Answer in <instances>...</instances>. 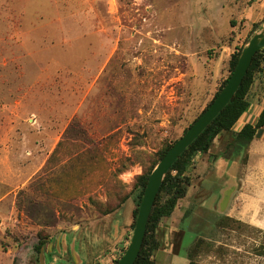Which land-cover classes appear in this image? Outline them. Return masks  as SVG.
<instances>
[{
  "label": "rangeland",
  "instance_id": "rangeland-1",
  "mask_svg": "<svg viewBox=\"0 0 264 264\" xmlns=\"http://www.w3.org/2000/svg\"><path fill=\"white\" fill-rule=\"evenodd\" d=\"M170 2L180 0H0V264H42L55 235L107 216L264 29L225 35L222 25L201 38L194 14ZM261 66L253 87L264 95V58ZM234 136L218 135L213 155ZM239 150L232 206H201L205 187L193 175L173 254L158 251V263L264 264V178L251 179Z\"/></svg>",
  "mask_w": 264,
  "mask_h": 264
},
{
  "label": "crops",
  "instance_id": "crops-1",
  "mask_svg": "<svg viewBox=\"0 0 264 264\" xmlns=\"http://www.w3.org/2000/svg\"><path fill=\"white\" fill-rule=\"evenodd\" d=\"M177 8L180 11L190 10L194 14L191 20L196 33L198 28L201 38L206 31H215L222 25L231 28L225 35L228 32H235L240 27L250 30L257 24L264 25V0H180L176 7L174 3H169V10ZM213 34L218 39L224 37V35L218 36L217 32ZM214 36L212 35L211 39ZM259 88L256 83L249 97L250 108L236 124L234 133L240 131L245 124H255L258 120L264 108V95L260 93ZM218 148L219 146L215 149ZM224 148L227 152L216 157L210 149L207 153H198L193 159L191 166L194 169L189 173L199 178L205 187L202 192L204 196L201 206H207L210 198L219 191L217 198L212 203L210 202L211 206L207 207L214 208L216 203L220 205L219 208L225 207L224 196L227 195L230 197V208L238 193L241 155H236L232 144L228 142L220 151ZM243 153L248 156L246 164L248 163L251 179L253 177V179L264 178V128L258 132L249 149ZM194 182L191 189H195ZM190 195L189 191L188 196L179 202L172 216L162 220L158 229L161 242V248L158 251L166 254L172 253L173 247L169 238L173 232L178 231V227L175 226L178 216L175 213L179 211V208H184L185 201ZM127 205L129 209L124 210L123 207ZM134 209L135 203L131 198L120 209L105 216L102 220L90 222L84 229L79 227L75 230L77 228L75 227L72 233L55 235L47 246L46 264H115L131 241L134 231L132 227ZM183 215L185 217V214ZM158 251L154 255L157 263ZM164 262V264L170 262L168 256ZM188 263L190 264L189 260Z\"/></svg>",
  "mask_w": 264,
  "mask_h": 264
},
{
  "label": "trees",
  "instance_id": "trees-1",
  "mask_svg": "<svg viewBox=\"0 0 264 264\" xmlns=\"http://www.w3.org/2000/svg\"><path fill=\"white\" fill-rule=\"evenodd\" d=\"M242 49L243 48H239L233 53L229 61V75L220 83L211 101L194 119V121L189 125V127L195 123V121L205 112V110L211 105L214 99L219 95L220 91L223 89L235 69ZM263 58L264 49H262L256 54L233 100L208 126V128L193 142V144L179 157V159L175 162V164L172 166V168L166 175L161 185L157 199L155 201V205L148 222L147 233L143 242V246L135 264H158L154 258V255L156 251L161 248V242L158 237L159 226L163 219L172 216L179 202L188 196L189 191L193 186L194 182L193 176L189 173V168L193 163L194 157L198 153H207L211 149L212 144L214 140L218 137V135L224 132H233L240 118L249 110L251 105L249 100L250 93L253 88L256 75L262 69L261 65ZM189 127L185 128L184 133ZM263 128L264 108L261 111L259 118L255 124L247 123L242 127L240 131L234 133V143H236L232 145L234 148V153L240 155L241 151L239 150V148H243L245 150L248 149L249 145L256 138L258 132ZM176 141L177 140L170 142L164 148L154 153L151 160L149 161V166L141 175H138L136 177V181L134 182L131 190H129L122 197L118 194L117 206H106V209L103 210V213L109 215L115 212L116 210L120 209L124 203H126L129 199L132 198L135 203L132 225L134 229L139 206L142 201V197L147 186L149 177L154 167L166 155L168 150ZM54 155L55 154L52 155V158ZM247 160L248 156L245 155L244 163H246ZM39 237L40 242L35 247V249L36 252L40 254L43 247H45L47 236L40 234ZM118 261L119 259L115 262V264H117ZM13 264H16V259L14 260ZM190 264H193L191 260Z\"/></svg>",
  "mask_w": 264,
  "mask_h": 264
},
{
  "label": "water",
  "instance_id": "water-1",
  "mask_svg": "<svg viewBox=\"0 0 264 264\" xmlns=\"http://www.w3.org/2000/svg\"><path fill=\"white\" fill-rule=\"evenodd\" d=\"M262 49H264V29L254 34L247 42L246 46L242 49L236 67L219 95L214 99L205 112L195 121V123L190 126L187 131L172 145L166 155L154 167L139 206L131 241L117 264H135L143 246L147 233L148 222L152 214L155 201L166 175L179 157L233 100L256 54ZM218 193L219 191L210 198L209 202L212 203V201H214L219 195ZM224 197L225 207L222 208L221 206V208H219L220 205L218 204V208L221 213L225 212L229 208L230 203V197L227 195ZM40 260L42 264L46 261L45 249L41 252Z\"/></svg>",
  "mask_w": 264,
  "mask_h": 264
}]
</instances>
